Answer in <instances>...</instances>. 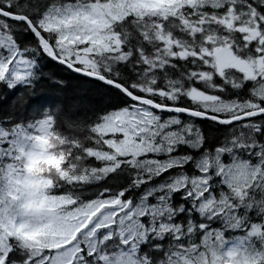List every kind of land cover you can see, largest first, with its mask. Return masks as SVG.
I'll return each mask as SVG.
<instances>
[{
	"label": "snow or ice",
	"instance_id": "6c2138e0",
	"mask_svg": "<svg viewBox=\"0 0 264 264\" xmlns=\"http://www.w3.org/2000/svg\"><path fill=\"white\" fill-rule=\"evenodd\" d=\"M0 264H264V0H0Z\"/></svg>",
	"mask_w": 264,
	"mask_h": 264
}]
</instances>
